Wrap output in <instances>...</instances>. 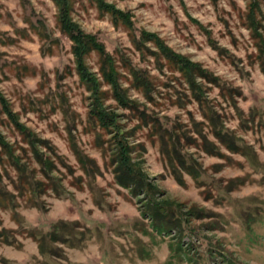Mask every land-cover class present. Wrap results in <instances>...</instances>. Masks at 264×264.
<instances>
[{
  "label": "rangeland",
  "instance_id": "374dc122",
  "mask_svg": "<svg viewBox=\"0 0 264 264\" xmlns=\"http://www.w3.org/2000/svg\"><path fill=\"white\" fill-rule=\"evenodd\" d=\"M263 69L264 0H0V264H264Z\"/></svg>",
  "mask_w": 264,
  "mask_h": 264
},
{
  "label": "trees",
  "instance_id": "16d2710c",
  "mask_svg": "<svg viewBox=\"0 0 264 264\" xmlns=\"http://www.w3.org/2000/svg\"><path fill=\"white\" fill-rule=\"evenodd\" d=\"M61 1V0H60ZM64 0H62L63 2ZM65 4V3H64ZM63 4V7L61 10V21H62V25L64 28H66L67 30L71 31L73 33V41L75 42L76 44V48H75V56L77 58V61H78V64L80 66L81 69L82 66L84 65L83 64V61H80V59L82 60L83 58V55L86 53V51H88L91 47H94L93 49H96L99 53L105 55V58L107 60V64H109V79H110V83L113 85V86H116L114 81H115V74H114V70L111 66V58L105 53L102 45H100V43H98L95 39L94 36L92 35H87V34H82L79 29L76 27V25L74 23L71 22V20H69L68 18V9L67 7L65 8V5ZM175 58L179 59L180 62H182L184 65V67L187 70V72H189L190 75H192V72L194 75L198 76V74H200V77L201 78H204V79H208L209 80V77L207 76V74H203V73H197L196 71L193 70V67L195 68L196 65L192 64V63H189V62H185L184 59L180 56V55H176L174 54L173 55ZM80 61V62H79ZM264 71V69H263ZM201 72V71H200ZM202 74V75H201ZM82 75L84 76V71H82ZM114 75V76H113ZM93 80V84L94 86L97 84L96 80L92 79ZM96 82V84H95ZM198 88H196L197 90ZM120 91V90H119ZM117 97L123 101V103H125V99L123 98V96L120 94V92H117ZM128 103V101H127ZM95 108H96V113L98 115L99 118H101L102 120H106L107 119V116L108 114L106 113V111L104 110V108L102 107L103 104L100 100H95ZM209 115H205L207 116V118H209V120L211 122H214L215 120V111L209 107ZM10 117L13 119V121L18 124V126H21V129H25V127H23L22 125H19L18 121L14 118V116H12L10 113H9ZM228 134L226 133H223L221 134L219 137H226ZM32 142V141H31ZM223 144L224 142H228V148H239L235 142L233 141H221ZM121 141H119L118 145H119V154H120V159H121V162L123 164V170L124 172H121V179L126 181L127 184L124 185L126 187L128 186H133V184H136L139 183V181H143V179H140V174L137 172L136 168H134V166H132L130 164V162L128 161V156H127V148L123 147L121 144ZM0 146L1 148H4L6 151H8L9 153V157H10V160L13 164L14 167H16V169L20 172V176L21 177H25L29 180V178L27 176H30L32 173H33V169L32 171L29 170L28 168L25 167V165H22L20 164V157L19 156H15L14 155V151H13V148L11 147V145H9V143H7L6 141H0ZM43 162V161H42ZM43 165L45 167L46 163L43 162ZM27 175V176H26ZM125 176V177H124ZM132 181V182H131ZM32 182V181H30ZM144 182V181H143ZM143 182H140L143 183ZM130 184V185H129ZM32 185V184H31ZM143 185V188L145 187V184H142ZM7 194V191L5 189H1L0 188V196H4ZM65 225V223L63 221H58L56 222L54 225H53V229L50 231L51 234L49 235H42L40 237H36L34 236L35 240L38 242V247H39V251L40 252H45V240L48 236L49 239H54L53 241H56L57 240V230L58 228H62L63 226ZM0 241L4 242V243H10V241H8L7 239V235L5 234V229H0Z\"/></svg>",
  "mask_w": 264,
  "mask_h": 264
}]
</instances>
